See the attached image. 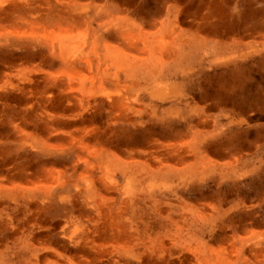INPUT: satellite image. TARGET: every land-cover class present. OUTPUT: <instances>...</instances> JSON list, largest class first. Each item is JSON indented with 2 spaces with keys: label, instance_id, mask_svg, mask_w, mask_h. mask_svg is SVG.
Segmentation results:
<instances>
[{
  "label": "bare ground",
  "instance_id": "obj_1",
  "mask_svg": "<svg viewBox=\"0 0 264 264\" xmlns=\"http://www.w3.org/2000/svg\"><path fill=\"white\" fill-rule=\"evenodd\" d=\"M32 1L0 0L5 16L0 38L47 47L46 54L17 57L9 70L0 69V92L14 90L22 106L20 123H10L5 139L28 146L34 154L73 150L74 171L80 165L84 170L76 179L68 178L69 168L62 171L51 160L33 157L0 171V198L14 205V221L21 222L20 211L29 214L24 226L11 228L19 245L0 249V264H239L247 249H257L260 258L264 231L239 239L228 236L219 220L220 205L190 197L215 171L223 179H239L261 167L258 152L251 157L236 151L233 160L222 152L223 140L232 135L227 125L243 120L224 105L218 116H199L190 136L169 138L145 126V119H167L178 114L181 104H197L185 97L194 66H234L253 51L246 34L227 41L208 39L196 23L187 21L191 13L183 8L184 0H168L162 20L135 10L126 0H65L70 8L56 16L54 26L44 17L45 0L39 13L24 12L23 20H17L20 7H30ZM115 6L119 13L107 10ZM99 118L108 127H101ZM124 125L148 134L143 140L115 143L114 129ZM97 170L100 174L94 176ZM118 173L125 178L123 186L116 180ZM73 198L76 220L59 223L60 233L46 230L51 207L58 203L69 208ZM240 230L250 231L247 226ZM229 250L238 252L232 256ZM242 262L250 264L245 258Z\"/></svg>",
  "mask_w": 264,
  "mask_h": 264
},
{
  "label": "rangeland",
  "instance_id": "obj_2",
  "mask_svg": "<svg viewBox=\"0 0 264 264\" xmlns=\"http://www.w3.org/2000/svg\"><path fill=\"white\" fill-rule=\"evenodd\" d=\"M82 1H87V0H82ZM95 1L97 2V0ZM123 1L124 0H122V2ZM126 1H132L130 3L133 4V6L135 7V10L138 9V11L145 14L146 16H150L157 20L159 17H160V20L164 18L166 9L170 5V2L168 0H126ZM184 1H185V5H183V8L184 7L185 9L188 8V10L191 13V17H189L187 21L189 23L191 22L196 23L199 26V28L203 30L204 36H206L208 39L215 41L216 38H219L221 40L224 39L225 41H227L228 39L231 38V36L237 35L238 37H240L241 35L246 34L245 40L246 42L251 44L250 45L251 47L253 46L252 48L253 51L250 50L251 54L249 53L246 57L239 58L237 62L234 64V66L233 64H229V65L224 64L225 66L223 65L217 66L213 62L212 63L210 62L209 63L208 62L197 63V65L194 66L196 67L194 68L195 72L191 74L192 76L190 75L189 80H188L189 82L187 81V84L185 86V97L187 99V102L189 101L191 102L192 100H194L197 102V104H193L191 102L192 103L191 106L185 107L186 106L185 104L180 105V104H177V102H174L171 105H176V104L180 105L178 112H177L178 114L174 113L173 114L174 116L172 115L173 117H167V119L165 118L166 120L165 119H152L150 122V120L145 119L146 121H148V123L145 126L147 127L149 126L150 130H152L151 132L163 133V134H166L169 138L179 137L180 135L190 136L191 132L193 131V127L196 123V120H198L199 116L201 117V116L208 115V114H214V116L215 115L218 116L220 111H222L223 107H225L224 105H226V108L233 110L237 114L236 117L238 118V121L243 120V122L242 124L236 122L232 125H227V128L229 129L232 135L229 138L223 140L222 152H224L226 155L228 154L229 158H231L230 160L236 159L239 155L237 154V152L240 150L241 151L243 150V153H246V154L249 153L251 157H254V156L256 157V153L258 152L260 153V155H262L259 158H262V161H264V148H262L264 147V45L260 44V42L261 43L264 42V0H184ZM45 2H46L45 0H33L32 1L33 4L31 3L32 6L25 7L24 5L20 7L21 9L22 8L23 9L17 11L15 18H17V20L21 18V21H22L24 17V12L27 13L30 11L33 12L37 10V13H39L41 8L43 9V7H45V4H44ZM36 3L37 5L35 6ZM46 3H47L46 7L48 8L45 12L47 14H45L44 17H46V22L52 26H54L56 16L61 13H67L70 8L69 4H67L65 0H56V1L48 0ZM7 4H5V7H8ZM118 6L111 7V8L108 7L107 10L117 14L119 13ZM0 9H3V8H0ZM2 11L3 10H0V21L1 22H3L4 20L3 18L5 17L4 15H2ZM1 22H0V35L3 30ZM0 41H1L0 42V69H2V67L4 66L3 70H6L4 69L5 66L8 67V70H9L10 66L14 65L15 61L19 57L29 56L32 58V57L40 56L43 53L46 54V50H47V47H43L40 44L29 42L26 40H19L18 38H14V37L9 38L8 40L4 38H0ZM255 42L257 45H255ZM257 46H258V49H257ZM0 93H1L0 94V108H1L0 109V134L2 133L0 135V138H1L0 140V150H1L0 152V162H1L0 171L5 173L6 170L12 167H18V166L27 164L34 157L37 162L51 160L54 162V164H57V167L60 165L58 168L62 171L65 170V168H69V170L71 169L70 171L69 170L67 171L66 175H68V178L71 176L73 177L75 175L73 178L76 179L83 172L84 165H80L78 167L77 172L74 171V165L76 162V152L75 151L69 150L67 152H55L53 154H47L46 152H44V154L42 153L36 154L35 152L34 154L30 152L31 150L28 146L19 145L15 142L9 141V139L8 140L5 139L6 135H8V132H10L12 124L14 122L20 123L19 119H20V114H21L20 112L22 111V106H21V103H19L18 98H17V95L19 94H17L14 90L10 89L7 92L3 91ZM241 103L244 105H242ZM176 122H179V123H176ZM98 123H102L101 127H104V128L108 127V123H106L105 120L103 121V119L99 118ZM161 125L163 127H161ZM166 125H167V128H166ZM145 130L146 129L143 130L138 127V129L134 131L131 126L128 127L127 125H124V127L116 126L114 129L115 132L112 134V138L115 143L116 142L129 143V142H132L134 139L143 140L144 136L148 134L147 130L146 131ZM127 138H129V140ZM254 149L256 151H254ZM259 158H257V160H259ZM223 161H226V160H223ZM8 165L9 167H6ZM258 167L259 168H255V171L253 170L248 175L244 176V178L242 177L239 179H237L238 177L236 175H232L231 177L227 179H223L220 176L219 172L215 171L212 174V176L211 177L209 176L206 182H204V184L201 187H199L198 191H193L191 192L192 194H190L191 199L194 201H197V200H199L200 202L208 201V203L215 204L217 206L220 205L219 207H221L220 209L221 213L219 216V220L224 221L226 229H228L226 230V235L231 236V237L234 236L236 239H239L240 237H243V236L244 237L251 236L255 234V232H258V230L264 231V218H263L264 217V162H262L261 167L260 166ZM97 173H98V170L96 171L95 175L94 174L93 175L99 176L98 174L100 173L98 174ZM104 174L105 173L103 172L102 176H105ZM120 178L123 179L124 177L122 176V174L118 173L116 176V180L118 184H120V186H123L125 184V178L123 180ZM74 183H75V180L73 184ZM229 185H230V188H229ZM71 191L74 197L75 195L74 188H71ZM1 199L2 198H0V203H2V209L0 207V214H1L0 215V249L3 248L4 246H6L8 249H11V248L14 249L19 245V241L12 240L11 235H10L11 228L14 225L18 227L19 224L21 227L24 226L23 222L28 219L29 214L24 215V213L20 211L19 214L20 213L21 214L19 216H21L22 219L20 220L21 222L16 223L14 221V218H15L14 205H12V202L4 201L3 199L2 200ZM72 201H73L72 204H68L69 208H67L65 204L61 205L58 203H56L57 205L56 204L53 205L54 207L53 206L51 207L47 215L49 217L48 219L49 225L46 227V230L48 228L50 231H57L60 233L61 231L60 226L64 222L66 221L69 222L72 219L76 220L77 214H75L72 207H70V205H73L75 203V198H73ZM4 206L5 208L6 207L7 208L5 209ZM59 206H61L60 209H58ZM54 209L55 211H51ZM12 212H13V215L11 214ZM4 213H7V214H4ZM235 216L238 218H236ZM63 217L65 220L63 219ZM60 218L61 220L59 222ZM244 219H246L245 222H243ZM59 223H61V225ZM241 226L242 227L247 226L248 230H250L249 233L246 234L242 232L240 230V228H242ZM262 248L264 249V244ZM229 251H231L229 253L232 256L236 255L237 254L236 252H238L236 250H233V251L229 250ZM251 251L252 250L247 249L246 253H241L242 260L245 258L248 260V263L250 264H259V260H260L261 263L264 264V252L262 256L258 258L256 255L257 249H253L252 253ZM242 260L240 261L239 264H243Z\"/></svg>",
  "mask_w": 264,
  "mask_h": 264
}]
</instances>
